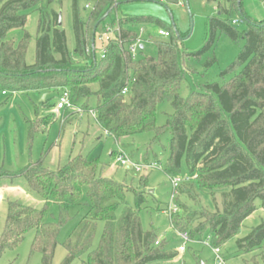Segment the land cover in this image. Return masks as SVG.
Instances as JSON below:
<instances>
[{"label": "trees", "instance_id": "16d2710c", "mask_svg": "<svg viewBox=\"0 0 264 264\" xmlns=\"http://www.w3.org/2000/svg\"><path fill=\"white\" fill-rule=\"evenodd\" d=\"M55 1L61 5L63 0H0V93L67 89L72 104L85 111L94 110L99 127L121 148L125 139L152 133L154 144L169 133L170 155L164 173L170 179L182 177L185 162L187 177L195 179L180 185L181 195L190 198L195 190L210 195L220 193L221 217L202 216L208 223L220 222L215 227L210 224L206 232L213 236L214 247L235 238L244 220L253 214L255 202L260 200L264 207V21L247 15L244 0H206L217 5L218 16L209 18L205 46L191 53L179 44L181 37L174 33V24L152 17L118 18L121 5L144 0H88L93 5L90 10L84 7L86 16L81 7L83 0H72L75 49L71 52L66 33L59 27V13L47 11ZM153 1L180 4L186 0ZM33 12L38 13L39 20L31 64V35L25 32L18 43L8 36L24 30ZM108 19L112 21L110 26L105 25ZM242 23L245 30H239ZM143 24L157 25L171 37L156 44V57L137 56L133 60L128 47L139 40L137 28ZM116 27L119 31L104 40L102 50H98L97 39L107 28ZM219 34L232 41H245L236 61L221 77L240 71L223 84L202 83L198 79L202 73L196 66L213 55ZM215 63L212 56L205 67ZM188 78L192 85L183 97L181 91ZM124 89H128L126 95ZM57 101L52 105L54 110ZM165 102L172 113L166 114L165 125L158 126L159 107ZM48 104L47 98L43 106ZM56 120L55 113L36 122L40 124L26 120L30 125L29 140L46 134ZM115 156L116 153L113 159ZM101 168L99 159L90 161L79 155L56 172L46 168L43 160L18 173L0 172V187L2 180L21 179L25 191L44 202L41 210L9 202L0 257L7 248L18 246L27 233L35 231L32 252L42 255V264H53L61 231L73 219L70 211L81 207L82 219L61 244L67 251L63 264L84 255L88 264H157L181 258L166 241L156 245L155 232L143 229L139 213L147 201L148 178H141L138 191L99 176ZM128 194L135 196L134 208L127 202ZM53 206L58 208V219L47 221ZM178 206L181 211L170 216L171 225L175 231L189 232L192 237L189 229L195 214L179 202ZM234 218L238 220L235 228H217ZM100 223L104 231L93 248ZM206 232L198 235L201 241ZM237 245L244 253L264 250V224L238 240ZM192 257L201 264L197 254L192 253Z\"/></svg>", "mask_w": 264, "mask_h": 264}, {"label": "rangeland", "instance_id": "374dc122", "mask_svg": "<svg viewBox=\"0 0 264 264\" xmlns=\"http://www.w3.org/2000/svg\"><path fill=\"white\" fill-rule=\"evenodd\" d=\"M86 4H88V0H83L81 3L85 16L88 14V11H84ZM244 8L247 15L253 19L264 21V3L261 0H244ZM47 11L49 13L52 11L62 13L61 28L66 33L68 48L72 52L75 49L72 0H63L61 5H59L58 1H55L54 4L47 7ZM123 16L152 17L168 25L174 24V33H179L181 37L179 44L188 52L193 53L200 51L205 46L209 18L218 16V11L215 3H208L206 0H186L180 4H165L164 2L144 0L121 5L118 11V18ZM38 20V13H31L28 17L26 28L14 31L8 36L9 40L18 43L24 37L25 32L31 35L33 42L28 57V62L31 64L35 59ZM237 23L240 24V21H237ZM105 25H112L111 19H108ZM245 29L246 25L242 23L239 30ZM159 30H161L160 27L152 24L138 26L137 31L140 40L138 57H156V44L169 40L160 37L158 35ZM102 44L103 41L98 38V50H102ZM244 44V40L232 41L230 38L219 34L214 50L211 53L213 55L204 58L202 63L196 66L199 72L202 73L201 78L198 76V79L202 83L223 84L224 82H229L240 70L224 77H221V73L236 61ZM212 56L215 57L216 63L212 67L206 68L205 65ZM189 85H192V83L191 79L188 78L181 91L183 97L188 95L190 90L188 88ZM94 90H96V86ZM65 91L67 89L59 88L43 92H8L6 96L0 93V172L18 173L39 160H43L45 167L50 171L56 172L66 166L71 157L82 155L90 161L100 160L102 168L99 170V176L113 179L138 191L141 188V178L147 177L149 180V189L146 190L147 201L139 213L145 231L155 232L158 235L157 240L161 244L166 241L172 250L178 252V248L183 244V241L179 234L180 232L175 231L171 225L168 212L169 207L173 209L176 205L178 207L177 213H180L179 202L186 206L185 210L190 214H195L196 218L189 229L192 233L191 240L194 242L187 243L185 253H178L181 258L157 264H196L192 253L197 254L201 260V264H214L213 236L207 233L211 223H208L202 216L221 217L220 215L223 212L222 195L220 193L210 195L195 190L189 198L186 195H181V188H179L176 198L172 201L174 191L171 180L163 170L170 155L171 135L169 133L161 136L159 141L154 144L152 142L155 136L152 133L121 141L120 145L133 162L144 165L158 164L159 166L156 170H144L141 172H137L133 168L115 165L112 156L121 149L115 139L106 136L92 117L88 115L80 116L72 110H67L64 115L61 112L46 134H38L32 142L29 140L30 125L25 121L28 120L32 124H40L36 122L38 120L41 121L47 116H52L54 114L52 105L56 103L58 97ZM47 95L49 104L43 106ZM69 96L71 97L70 92ZM91 103V105H94V100ZM76 107L80 108L81 106L77 105ZM171 113L172 108L170 104L163 103L159 107L158 126L165 125L167 122L166 114ZM145 158H147V161ZM181 173L182 177L179 176L178 178L183 180L182 183H188L190 180L195 179V177H187L188 170L185 162L182 164ZM1 182H3V187L6 188L0 187V238L5 229L9 202L18 201L25 206L38 210H41L44 205L42 200L29 195L25 191L24 182L21 179L12 178L2 180ZM150 190L153 193H149ZM127 202L133 208L136 206L134 194L127 195ZM253 208V214L244 220L235 238L220 246L215 241L216 246L222 250L226 264H264V250L258 249L244 253L241 252L237 245L238 240L246 238L255 228L264 224V207L262 206V202L257 200ZM58 215V208L53 206L47 217V221L58 219ZM70 215L73 219L61 231L59 236L60 245L57 247L53 264H63L65 261L67 251L61 244L68 239L74 227L82 219L84 211L81 207L72 208ZM237 221V218L226 220L225 224L223 223L217 228L219 230H223L224 228L231 230L236 227ZM218 222L220 221L216 220L214 224H211V227H215ZM103 231L104 224L100 223L93 248L98 246ZM203 231H207L204 235V240L210 237L209 246H206L204 243H198L201 242L198 235ZM34 237L35 231H30L18 246L7 248L0 257V264H42V255L32 252ZM71 264H88L87 256L84 255L76 258Z\"/></svg>", "mask_w": 264, "mask_h": 264}, {"label": "built area", "instance_id": "2783aa9c", "mask_svg": "<svg viewBox=\"0 0 264 264\" xmlns=\"http://www.w3.org/2000/svg\"><path fill=\"white\" fill-rule=\"evenodd\" d=\"M92 5H93V2H88V4H86V6H85V9L90 10L92 8ZM116 31H119L118 27L107 28L106 33L103 35L101 40L107 41L109 39L110 35ZM158 35L160 37H163L166 39H169L171 37V34L167 31H164V30H159ZM139 45H140V40H138L136 43H134L128 47V50H129L133 60L137 59V56H138L137 53L139 51ZM127 93H128V89H124L123 94L126 95ZM4 95H5V93H4ZM67 110H72L74 113H76L80 116L89 115L94 120H97L96 119V112L94 110L85 111L82 108L74 106L71 103L69 92L65 91L58 98L56 111L58 113H61V112H65ZM114 161H115V165L133 168L137 172H141L144 170L145 171L146 170H156L157 168H159L158 164L144 165L141 163L133 162L132 160L129 159L126 152L122 148L119 150L118 153H116ZM170 180H171V184H172L173 191H174L172 194V201H174V199L177 196V191H178L180 185L182 184L183 180L181 178H172ZM168 210H169L168 211L169 216H172L173 214H176L178 212V207L175 205L173 209L171 207H169ZM179 234L181 235V239L183 241V244L181 246H179L178 252L180 254H183L187 250V243L188 242H194V241L191 240V236H190L189 232L179 233ZM198 243H204L206 246H209L210 237L208 239L203 240V241L198 242ZM158 244H159V241L156 243V245H158ZM212 248H213V253H214V264H226V260L222 254L221 248L220 247H214V246H212Z\"/></svg>", "mask_w": 264, "mask_h": 264}, {"label": "crops", "instance_id": "0c3cea01", "mask_svg": "<svg viewBox=\"0 0 264 264\" xmlns=\"http://www.w3.org/2000/svg\"><path fill=\"white\" fill-rule=\"evenodd\" d=\"M42 95V93H40ZM3 96H6L7 94L5 93H2ZM46 99L48 98V95L45 97ZM54 113L56 114L57 118L59 117L60 113H57L56 110H54ZM63 115H64V112H63ZM89 116V115H88ZM90 117V116H89ZM82 120V119H81ZM80 120V121H81ZM99 126V125H98ZM101 129V128H100ZM102 130V129H101ZM105 134V133H104ZM106 135V134H105ZM107 136V135H106ZM3 188H6V187H3Z\"/></svg>", "mask_w": 264, "mask_h": 264}, {"label": "water", "instance_id": "95a60500", "mask_svg": "<svg viewBox=\"0 0 264 264\" xmlns=\"http://www.w3.org/2000/svg\"><path fill=\"white\" fill-rule=\"evenodd\" d=\"M61 26H62V13H59V27L61 28ZM149 193H153V191L150 190Z\"/></svg>", "mask_w": 264, "mask_h": 264}]
</instances>
